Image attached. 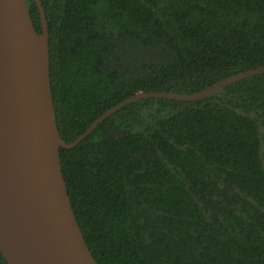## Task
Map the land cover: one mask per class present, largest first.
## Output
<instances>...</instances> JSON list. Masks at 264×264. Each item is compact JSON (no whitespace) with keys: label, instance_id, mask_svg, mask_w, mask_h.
Here are the masks:
<instances>
[{"label":"trees","instance_id":"obj_1","mask_svg":"<svg viewBox=\"0 0 264 264\" xmlns=\"http://www.w3.org/2000/svg\"><path fill=\"white\" fill-rule=\"evenodd\" d=\"M41 2L67 144L137 93L264 67V0ZM60 153L97 264H264V73L194 102L135 101Z\"/></svg>","mask_w":264,"mask_h":264},{"label":"water","instance_id":"obj_2","mask_svg":"<svg viewBox=\"0 0 264 264\" xmlns=\"http://www.w3.org/2000/svg\"><path fill=\"white\" fill-rule=\"evenodd\" d=\"M27 0H0V252L8 264H97L78 224L64 178L61 148L72 149L117 111L146 98L194 102L264 67L194 95L140 92L103 114L72 144L60 136L51 90L49 30Z\"/></svg>","mask_w":264,"mask_h":264}]
</instances>
